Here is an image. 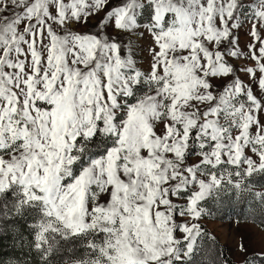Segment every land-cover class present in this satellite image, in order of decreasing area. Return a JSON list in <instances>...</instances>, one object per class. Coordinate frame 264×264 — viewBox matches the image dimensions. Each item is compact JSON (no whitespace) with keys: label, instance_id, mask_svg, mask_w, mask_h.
Wrapping results in <instances>:
<instances>
[{"label":"snow or ice","instance_id":"snow-or-ice-1","mask_svg":"<svg viewBox=\"0 0 264 264\" xmlns=\"http://www.w3.org/2000/svg\"><path fill=\"white\" fill-rule=\"evenodd\" d=\"M256 176L264 0H0V264H195Z\"/></svg>","mask_w":264,"mask_h":264},{"label":"rangeland","instance_id":"rangeland-1","mask_svg":"<svg viewBox=\"0 0 264 264\" xmlns=\"http://www.w3.org/2000/svg\"><path fill=\"white\" fill-rule=\"evenodd\" d=\"M226 200L223 198L220 201L209 200L204 205L209 209V214L201 221L202 228L215 238V242L205 237L201 242L204 252L197 253L195 264H202L205 253L210 247L214 250L219 249L221 259L227 261V264L230 262L226 257L233 264H242L243 257L239 251L241 244L248 248L249 253L264 249V226L249 219L239 220L237 218L239 216H249L245 212V202L236 201L232 204L234 209H231Z\"/></svg>","mask_w":264,"mask_h":264},{"label":"trees","instance_id":"trees-1","mask_svg":"<svg viewBox=\"0 0 264 264\" xmlns=\"http://www.w3.org/2000/svg\"><path fill=\"white\" fill-rule=\"evenodd\" d=\"M254 183H255L256 186L264 185V176H256L254 178ZM223 200H226L229 203L228 206L231 209H234V207L232 206L233 203H235L236 201H240V200H237V199L233 198L232 196H224ZM244 208L246 210L245 212L248 213V204L247 203H245ZM237 218L239 220H244V219L252 220V219L249 218V216H245V215H243V217L239 216ZM254 222L258 223L261 226H264V225H262L260 223V219L259 218H257ZM18 227L21 230H23V228H24L23 221L20 222ZM16 255H19V256L22 257V253L20 252V249L14 247L13 239L10 236L4 237V238H0V261H7V260H9L10 258H13ZM226 258H227L228 262H230L229 264H233V263H231V261H230V259L228 257H226Z\"/></svg>","mask_w":264,"mask_h":264}]
</instances>
